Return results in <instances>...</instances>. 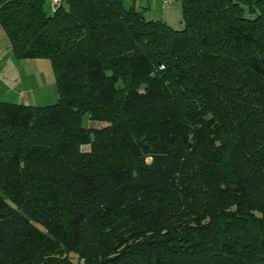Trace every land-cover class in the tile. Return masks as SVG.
I'll list each match as a JSON object with an SVG mask.
<instances>
[{
	"label": "trees",
	"instance_id": "trees-1",
	"mask_svg": "<svg viewBox=\"0 0 264 264\" xmlns=\"http://www.w3.org/2000/svg\"><path fill=\"white\" fill-rule=\"evenodd\" d=\"M46 3L0 0L58 95L0 100V264H264V0Z\"/></svg>",
	"mask_w": 264,
	"mask_h": 264
},
{
	"label": "rangeland",
	"instance_id": "rangeland-1",
	"mask_svg": "<svg viewBox=\"0 0 264 264\" xmlns=\"http://www.w3.org/2000/svg\"><path fill=\"white\" fill-rule=\"evenodd\" d=\"M172 1L179 8L177 0ZM145 16L151 17L150 13H145ZM170 25L180 26L175 21H170ZM57 99V86L50 61L46 58L16 57L0 27V100L45 106L56 103ZM101 124L95 123V125ZM81 148L87 150L88 146L83 145ZM117 239H120L119 234L111 241Z\"/></svg>",
	"mask_w": 264,
	"mask_h": 264
},
{
	"label": "crops",
	"instance_id": "crops-1",
	"mask_svg": "<svg viewBox=\"0 0 264 264\" xmlns=\"http://www.w3.org/2000/svg\"><path fill=\"white\" fill-rule=\"evenodd\" d=\"M128 1L132 2L135 6L143 7L146 13H150L151 17L153 18H161L165 20L168 24H170V21H175L177 23L179 22L180 0L176 1V3L179 4V8H177L176 4H174L172 0H128ZM46 5L48 7H51V0H47Z\"/></svg>",
	"mask_w": 264,
	"mask_h": 264
},
{
	"label": "built area",
	"instance_id": "built-area-1",
	"mask_svg": "<svg viewBox=\"0 0 264 264\" xmlns=\"http://www.w3.org/2000/svg\"><path fill=\"white\" fill-rule=\"evenodd\" d=\"M60 0H51V9H53L57 4H59Z\"/></svg>",
	"mask_w": 264,
	"mask_h": 264
}]
</instances>
